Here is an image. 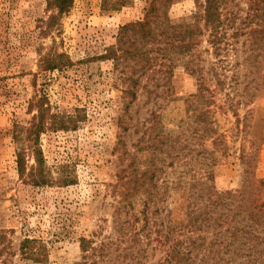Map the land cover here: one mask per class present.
<instances>
[{
	"label": "rangeland",
	"instance_id": "1",
	"mask_svg": "<svg viewBox=\"0 0 264 264\" xmlns=\"http://www.w3.org/2000/svg\"><path fill=\"white\" fill-rule=\"evenodd\" d=\"M46 1L0 0V264H34L19 251L26 236L44 246L40 264L80 261L82 237L94 247L87 261L164 264L186 183L211 170L218 190L238 189L245 167L264 178V11L257 0H216L213 35L201 0H162L193 32L165 79L157 65L114 58L120 26L153 0H73L50 26ZM200 84L205 98L186 108ZM197 105L208 113L196 116ZM40 106L74 122L36 133ZM34 149L47 184L31 181Z\"/></svg>",
	"mask_w": 264,
	"mask_h": 264
},
{
	"label": "trees",
	"instance_id": "2",
	"mask_svg": "<svg viewBox=\"0 0 264 264\" xmlns=\"http://www.w3.org/2000/svg\"><path fill=\"white\" fill-rule=\"evenodd\" d=\"M163 1L153 0L140 20L120 26L116 46L118 54H114V58H129L132 68L143 71L149 67L155 69L154 65H157L156 70L162 73L161 77L167 72L165 79H169L170 69L167 66L189 50L193 32L191 24L173 23L165 16L160 8ZM72 2L46 1V7L50 9L47 17L49 26L57 16L70 9ZM200 5L198 17L214 35L219 23L216 0H201ZM258 5L256 9L258 11L259 8L262 14L263 0H257ZM58 56L62 57V54ZM51 63L43 69L56 68V64ZM63 65L61 59L60 69ZM202 86L200 84L197 92L185 98L186 108L205 98ZM125 92L133 95L132 88L125 89ZM194 107L197 109L193 110L196 116L208 113V108L203 110L198 105ZM37 111V123L29 125L35 128L36 133L43 129L55 131L66 128L68 123L74 122L70 117L50 114L48 108L42 106ZM33 154L36 163L33 171L37 170V173L35 176L30 173L34 177L31 181L36 185L47 184L50 176L44 170L41 152L34 149ZM16 167L19 176H24L25 164L20 152H17ZM152 173L153 170L148 168L142 171L141 186ZM243 174L241 186L234 190H218L213 184L211 170L204 172L203 177H194L185 184V220L172 226L170 236H163L168 243L164 264H264V178L256 176L253 169L248 167L243 169ZM62 181L67 182L64 178ZM149 189L143 188L146 194L151 192ZM79 248L81 260L75 264H97V261L86 260L94 251L91 240L80 238ZM43 249L44 246L32 236L24 237L19 244L21 255L34 264L43 262L37 256L43 254Z\"/></svg>",
	"mask_w": 264,
	"mask_h": 264
}]
</instances>
